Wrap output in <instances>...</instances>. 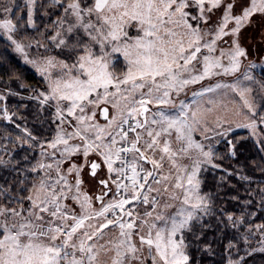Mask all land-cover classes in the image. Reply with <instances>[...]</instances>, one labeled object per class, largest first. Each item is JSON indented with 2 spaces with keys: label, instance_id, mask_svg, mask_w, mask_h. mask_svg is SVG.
<instances>
[{
  "label": "snow or ice",
  "instance_id": "snow-or-ice-1",
  "mask_svg": "<svg viewBox=\"0 0 264 264\" xmlns=\"http://www.w3.org/2000/svg\"><path fill=\"white\" fill-rule=\"evenodd\" d=\"M0 264H264V0H0Z\"/></svg>",
  "mask_w": 264,
  "mask_h": 264
},
{
  "label": "trees",
  "instance_id": "trees-1",
  "mask_svg": "<svg viewBox=\"0 0 264 264\" xmlns=\"http://www.w3.org/2000/svg\"><path fill=\"white\" fill-rule=\"evenodd\" d=\"M29 72H30V70H29Z\"/></svg>",
  "mask_w": 264,
  "mask_h": 264
}]
</instances>
